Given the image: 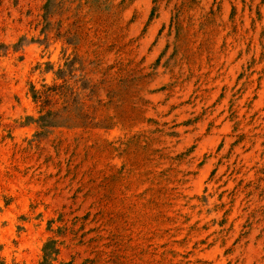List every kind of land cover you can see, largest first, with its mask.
<instances>
[{
  "label": "rangeland",
  "instance_id": "obj_1",
  "mask_svg": "<svg viewBox=\"0 0 264 264\" xmlns=\"http://www.w3.org/2000/svg\"><path fill=\"white\" fill-rule=\"evenodd\" d=\"M0 264H264V0H0Z\"/></svg>",
  "mask_w": 264,
  "mask_h": 264
}]
</instances>
